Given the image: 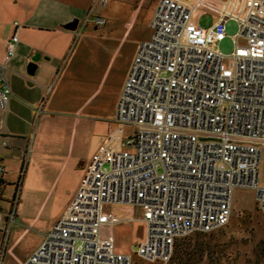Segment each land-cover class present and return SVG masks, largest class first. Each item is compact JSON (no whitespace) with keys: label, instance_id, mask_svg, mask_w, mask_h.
I'll list each match as a JSON object with an SVG mask.
<instances>
[{"label":"built area","instance_id":"2783aa9c","mask_svg":"<svg viewBox=\"0 0 264 264\" xmlns=\"http://www.w3.org/2000/svg\"><path fill=\"white\" fill-rule=\"evenodd\" d=\"M202 13L212 15L209 27L199 25ZM229 19L240 27L225 55L215 46L226 36ZM88 22L100 26L106 18L91 9ZM15 24L0 63L4 111L12 95L5 71L18 43ZM150 26V37L136 47L112 125L73 199L22 264H170L177 239L229 222L235 186L254 188L264 215V184L258 182L264 0H158ZM0 146L11 144L2 138ZM4 173L0 163V185ZM19 184L10 198L8 225ZM132 220L146 225L132 252L118 251L113 238L101 235L105 224ZM5 246L0 245V260Z\"/></svg>","mask_w":264,"mask_h":264},{"label":"rangeland","instance_id":"374dc122","mask_svg":"<svg viewBox=\"0 0 264 264\" xmlns=\"http://www.w3.org/2000/svg\"><path fill=\"white\" fill-rule=\"evenodd\" d=\"M138 1L128 0L129 3L120 8L117 4H121L122 0H109L105 7L98 5V15L106 16L107 20L98 27L89 23L76 35L66 57V64L64 62L53 80V91L45 95L43 110L37 111L30 127L31 133L24 142V157H11L16 150L12 139H5L11 147L0 146L7 157L5 165L12 171L8 170L6 177L15 184L17 180L20 183L24 181L30 174L33 158L40 159V165L35 171L39 175L45 174L49 183L39 199L26 202L24 209L27 214L35 211L36 215L41 207L38 227H44L54 218L64 207L69 194L75 192L84 170L78 161L81 159L88 162L101 145L115 114L118 97L136 47L152 33L150 21L158 0H142L132 23L125 24L130 18L132 7ZM3 5H7V0H0V6ZM15 16V13L9 12L0 18V39L8 32L10 22L17 19ZM212 21L210 13H202L198 17L201 27H209ZM239 27V22L235 19L226 21V36L217 41L215 46L222 54L232 51L233 37ZM239 42H243L242 37ZM94 48L95 65L90 68L88 53ZM108 65L105 81L96 94L82 105L97 81L99 85ZM0 117L2 119V115ZM44 119L47 122L46 132L40 135ZM41 161L47 164L41 167ZM55 177L57 179L52 186ZM258 182L264 184V149L258 167ZM12 186H5V196L11 195ZM22 187L23 185L19 190V198L23 195ZM15 222L13 228L16 224L23 225L18 216ZM9 229L10 227L6 231V238ZM145 232L146 225L140 220L105 224L101 228V235L113 238L116 249L126 253L132 252L144 239ZM35 234L38 233L30 230L20 247L31 243ZM176 242H183L188 246L185 252L191 264H264V215L257 207L255 189L233 187L232 214L226 225L207 233H193Z\"/></svg>","mask_w":264,"mask_h":264},{"label":"crops","instance_id":"0c3cea01","mask_svg":"<svg viewBox=\"0 0 264 264\" xmlns=\"http://www.w3.org/2000/svg\"><path fill=\"white\" fill-rule=\"evenodd\" d=\"M141 1L142 0H139L138 3L132 7L130 18L125 24L130 25L132 23ZM108 2L109 0H107L104 5H101L99 0H7V5L0 6V18L4 17L9 12L15 13V17L17 18L10 22L11 24L8 32L0 39V63L4 60L6 40L16 30L15 22L20 25L18 29L16 51L9 60L5 71L6 78L11 86L12 95L9 99L7 110L4 111L0 109V115H2V119H0V139H12L16 144V150L11 154L12 158L21 159L24 157L23 154L26 153L24 142L28 137L27 135L31 133L30 127L37 116L36 108L37 106H41L40 108L43 110L42 107L45 105L44 97L48 92L53 91V80L55 76L58 75L64 62L66 64V57L72 46L73 40L76 35H79L82 28L91 23L88 22L84 24L86 14L93 9V13L98 15V5L105 7ZM120 3L121 4H117L118 8H120L121 5L125 6L129 2L128 0H122ZM156 5L157 4L154 6ZM103 17L106 18V16ZM74 20H77L75 29L65 28V25L72 23ZM94 26L98 27L96 25ZM94 39L91 41H94ZM95 52L96 50L94 48L90 49L88 53L89 56L87 60L89 61L90 68L95 65ZM34 55H38V60L36 62L37 67L34 75H28L25 71L26 65ZM108 68L109 65L106 67L99 85L97 81L93 91L82 105L96 94L102 82L105 81ZM44 113H47V111H44ZM75 120L77 121V119ZM46 123L44 119L40 127V135L46 132ZM111 125L112 122L109 124L106 133ZM5 160H7L6 154L0 150V163L5 167V173L1 178L2 181L0 185V190L2 191L0 195V245L3 243L6 244L0 264H22L42 243L54 221L61 215L64 208L73 199L91 158L88 162L81 159L78 161V163L84 167V170L78 180L75 192L69 194L67 201L64 203V207L58 211L54 215V218L48 221L44 227H38L41 207L36 211V215L35 211L32 214H30V212L27 214V212L24 211L25 203L34 199L38 200L45 190V186L49 183V180L47 181L48 177H46L45 174L39 175L35 171L40 165V159L36 157L33 158L30 174L19 184L20 188L21 185H23L22 188L24 191L22 197L18 200L13 221L9 225V213L11 210L10 198L14 193V186L17 183L15 184L12 179H7L6 173H8L9 169L8 166L5 165ZM45 163V161H41V167L45 165ZM9 171L12 172L11 170ZM56 179L57 177H55L52 182V186ZM7 184L13 185V190L9 197L5 196L3 193ZM17 216L23 225L16 224V228H13ZM26 224H28V226H25ZM6 226L10 227L7 238V230L4 229ZM29 229L35 230L38 234H35L31 243L21 248L20 245L25 235L29 233Z\"/></svg>","mask_w":264,"mask_h":264},{"label":"trees","instance_id":"16d2710c","mask_svg":"<svg viewBox=\"0 0 264 264\" xmlns=\"http://www.w3.org/2000/svg\"><path fill=\"white\" fill-rule=\"evenodd\" d=\"M186 248H188V246L186 244H183V242H178V243L175 242L174 251L170 264H191L189 262L190 258L188 257V255H186L185 252Z\"/></svg>","mask_w":264,"mask_h":264},{"label":"water","instance_id":"95a60500","mask_svg":"<svg viewBox=\"0 0 264 264\" xmlns=\"http://www.w3.org/2000/svg\"><path fill=\"white\" fill-rule=\"evenodd\" d=\"M76 25H77V20H74L72 23L65 25V28L75 29ZM37 60H38V55H34L28 61L26 65V70H25L28 75H34L36 67H37V64H36Z\"/></svg>","mask_w":264,"mask_h":264}]
</instances>
